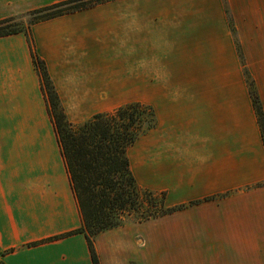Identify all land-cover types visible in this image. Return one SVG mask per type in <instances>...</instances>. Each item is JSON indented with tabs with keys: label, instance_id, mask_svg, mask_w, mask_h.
Here are the masks:
<instances>
[{
	"label": "crops",
	"instance_id": "0c3cea01",
	"mask_svg": "<svg viewBox=\"0 0 264 264\" xmlns=\"http://www.w3.org/2000/svg\"><path fill=\"white\" fill-rule=\"evenodd\" d=\"M56 1L0 0V19ZM30 36L74 124L126 103L128 59L130 100L156 117L127 148L131 173L185 204L96 234L99 264H264V145L244 76L264 113V0H113ZM80 226L27 36H1L0 262L93 264L83 233L59 237Z\"/></svg>",
	"mask_w": 264,
	"mask_h": 264
},
{
	"label": "trees",
	"instance_id": "16d2710c",
	"mask_svg": "<svg viewBox=\"0 0 264 264\" xmlns=\"http://www.w3.org/2000/svg\"><path fill=\"white\" fill-rule=\"evenodd\" d=\"M109 1L113 0H59L0 19V37L19 32L27 36L33 65L40 76L41 89L81 215V226L59 237L83 233L93 264H99L94 236L122 225L125 216L131 215L141 222L185 207V204L167 206L165 192L139 187L130 170L127 148L156 126L153 107L131 101L74 124L65 114L45 63L32 47L30 27L33 24ZM23 14L27 17L25 22ZM229 24L233 29L231 22ZM244 76L264 145V113L253 80L246 70Z\"/></svg>",
	"mask_w": 264,
	"mask_h": 264
},
{
	"label": "rangeland",
	"instance_id": "374dc122",
	"mask_svg": "<svg viewBox=\"0 0 264 264\" xmlns=\"http://www.w3.org/2000/svg\"><path fill=\"white\" fill-rule=\"evenodd\" d=\"M26 19H27V17H26V15L25 14H23V21L25 22L26 21ZM122 62H123V68H124V74H122L121 76H120V82H121V87H122V95L124 96L123 97V101H125L126 103L127 102H131V101H137V100H130L131 99V97H130V93H131V80L133 79V78H135L136 76H132L131 75V73H130V63H129V61H128V59L127 58H125L124 56H123V60H122ZM109 77L110 76H108L107 75V81H108V79H109ZM139 78H146V75H139L138 76ZM140 92H141V90H139V94H140ZM138 102H141V103H145V102H142V101H138ZM113 109H115V107H106V112H110V111H112ZM128 219V220H127ZM130 219H134L135 220V218H133V216H125V220L124 221H129L130 222ZM136 224V223H135ZM177 252H175V254H176Z\"/></svg>",
	"mask_w": 264,
	"mask_h": 264
}]
</instances>
